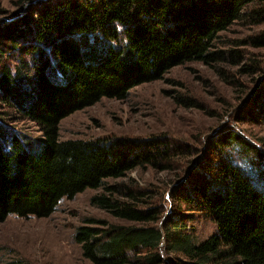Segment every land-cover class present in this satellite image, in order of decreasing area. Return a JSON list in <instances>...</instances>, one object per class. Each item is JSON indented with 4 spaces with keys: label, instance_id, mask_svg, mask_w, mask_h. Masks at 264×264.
<instances>
[{
    "label": "trees",
    "instance_id": "trees-1",
    "mask_svg": "<svg viewBox=\"0 0 264 264\" xmlns=\"http://www.w3.org/2000/svg\"><path fill=\"white\" fill-rule=\"evenodd\" d=\"M28 2L37 4L0 25V92L21 120L39 127L45 143L37 155L25 138L1 127L0 223L11 216L49 218L63 200L102 190L92 204L137 225L87 219L74 239L93 264H165L166 256L169 264H264V155L235 129L208 139V156L181 188V201L217 226L203 241L185 233L186 226H159L144 194L108 183L146 166L170 170L180 148L166 137L85 141L59 134L65 118L104 98L125 100L187 63L214 66L223 60L218 39L247 19L250 26L260 24L264 0ZM82 44L89 47L85 54ZM237 44L264 48V32ZM230 52L241 62L238 51ZM258 107L251 120L264 118V103Z\"/></svg>",
    "mask_w": 264,
    "mask_h": 264
},
{
    "label": "rangeland",
    "instance_id": "rangeland-1",
    "mask_svg": "<svg viewBox=\"0 0 264 264\" xmlns=\"http://www.w3.org/2000/svg\"><path fill=\"white\" fill-rule=\"evenodd\" d=\"M33 4L28 0H0V25L10 24L19 15L26 14ZM249 21L237 24L218 39L216 47L223 52V60L214 66L191 62L176 67L163 80L135 88L125 100L104 98L74 113L65 118L59 128L61 140L132 141L166 137L180 148L174 153L170 170L146 166L108 183L144 194L143 203L156 210L159 226L171 225L175 230L177 224L186 226L185 233L198 241L216 234L217 226L197 207L181 201L180 195L193 169L208 156V139L222 129H235L264 155V118L258 117L255 121L249 115L251 110H258L259 102L264 103V48L234 47L253 32H264V16L258 25L250 26ZM87 48L82 44L84 54ZM230 51H238L241 62L232 61ZM14 63L4 62L12 67ZM57 77L58 83H65L59 75ZM2 93L0 135L4 129L9 131L7 135L25 138L26 147L39 155L45 143L43 132L36 124L21 120L3 101ZM28 139L35 145H30ZM198 149L200 153L196 155ZM100 192L102 190L88 189L73 200H63L49 218L11 216L1 222L0 264H93L83 256L74 239L77 229L84 226L87 219L137 225L114 218L94 206L92 198ZM171 260L166 256L165 264Z\"/></svg>",
    "mask_w": 264,
    "mask_h": 264
}]
</instances>
